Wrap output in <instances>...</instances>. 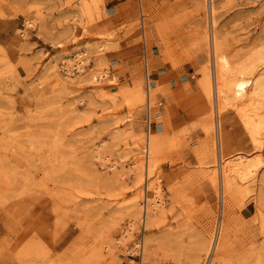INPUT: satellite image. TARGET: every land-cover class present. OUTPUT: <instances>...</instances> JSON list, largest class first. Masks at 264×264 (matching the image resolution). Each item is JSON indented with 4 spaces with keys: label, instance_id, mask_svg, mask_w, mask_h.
<instances>
[{
    "label": "rangeland",
    "instance_id": "1",
    "mask_svg": "<svg viewBox=\"0 0 264 264\" xmlns=\"http://www.w3.org/2000/svg\"><path fill=\"white\" fill-rule=\"evenodd\" d=\"M212 34L240 60L264 0H0V264H264V146L215 166L219 136L253 151L232 110L217 135Z\"/></svg>",
    "mask_w": 264,
    "mask_h": 264
},
{
    "label": "bare ground",
    "instance_id": "2",
    "mask_svg": "<svg viewBox=\"0 0 264 264\" xmlns=\"http://www.w3.org/2000/svg\"><path fill=\"white\" fill-rule=\"evenodd\" d=\"M212 43L215 71V81H213V93L216 101L215 119L219 133L217 135L222 134L220 132L222 129L220 115L232 110L253 151L251 157L242 155L230 157L223 151L222 139L219 136L218 158L215 166H217L221 183H223L227 173L237 176L245 175L259 166L261 161L259 153L264 146V43L253 47L236 62L224 55L217 54L214 34H212ZM97 49L99 51L101 45L97 46ZM86 54L87 50L84 49L74 55L73 59L76 63L73 66L77 71L84 67L87 58L82 56ZM101 77L103 78V76ZM141 150L147 152L148 146L145 144ZM157 194V192L153 193L154 198L158 200L159 195Z\"/></svg>",
    "mask_w": 264,
    "mask_h": 264
},
{
    "label": "crops",
    "instance_id": "3",
    "mask_svg": "<svg viewBox=\"0 0 264 264\" xmlns=\"http://www.w3.org/2000/svg\"><path fill=\"white\" fill-rule=\"evenodd\" d=\"M151 83H152V85H153V87H154V84H156V81H153V78H152ZM147 115H148V118H150L149 111L147 112ZM148 123H149V120H148V122H147V127H148ZM147 127H146V129H147Z\"/></svg>",
    "mask_w": 264,
    "mask_h": 264
},
{
    "label": "built area",
    "instance_id": "4",
    "mask_svg": "<svg viewBox=\"0 0 264 264\" xmlns=\"http://www.w3.org/2000/svg\"><path fill=\"white\" fill-rule=\"evenodd\" d=\"M149 118L147 119V122H148Z\"/></svg>",
    "mask_w": 264,
    "mask_h": 264
}]
</instances>
